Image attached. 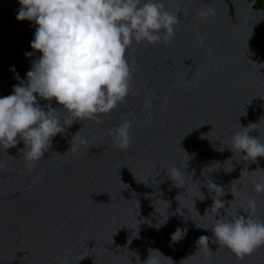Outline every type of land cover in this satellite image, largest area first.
Returning a JSON list of instances; mask_svg holds the SVG:
<instances>
[{
  "label": "water",
  "instance_id": "water-1",
  "mask_svg": "<svg viewBox=\"0 0 264 264\" xmlns=\"http://www.w3.org/2000/svg\"><path fill=\"white\" fill-rule=\"evenodd\" d=\"M256 2L164 0L167 10L179 7L175 38L135 46L126 103L103 123L65 127L31 172L23 141L0 149V264H144L150 250L162 254L153 253L159 264H264V248L241 261L211 240L208 248L197 243L213 236L218 215H243L249 199L264 220V195L255 191L264 173L253 172L264 170V157L252 163L230 149L241 126L256 124L250 135L264 140V10ZM209 7L207 20L199 18ZM19 8L0 0V98L27 81L41 55L31 48L37 26L18 21ZM125 118L132 146L121 151L108 132ZM81 129L88 145L76 141L70 151ZM173 167L182 187L170 179ZM208 179L232 201L219 214L209 209L217 193L204 187ZM177 228L186 230L178 242Z\"/></svg>",
  "mask_w": 264,
  "mask_h": 264
},
{
  "label": "clouds",
  "instance_id": "clouds-1",
  "mask_svg": "<svg viewBox=\"0 0 264 264\" xmlns=\"http://www.w3.org/2000/svg\"><path fill=\"white\" fill-rule=\"evenodd\" d=\"M18 2L20 8L16 19L31 21L37 26L31 48L41 55L32 61L26 74L27 81L14 85L11 95L0 98V149L7 153L8 149L23 141L24 148L20 151L31 172L45 158L52 139L62 134L65 127L77 121L103 123V116L127 102V97L133 92V73L136 70L135 61H130L128 56L135 52L136 45L142 43H170L179 24V7L175 12L167 10L164 0ZM211 13L209 7L198 17L206 21ZM25 55L31 57L32 53ZM41 101L48 103L42 106ZM53 101L60 107L53 108ZM151 104L152 99H146V107L150 108ZM132 124V120L125 118L109 130L113 147L127 151L132 146ZM255 125L241 126L230 141V149L235 155L239 153L244 161L252 163L264 157V140L250 135ZM82 129L75 134L70 151L76 150V141L79 146L87 147V139L80 135ZM4 167L6 165L0 164V168ZM168 172L170 179L182 187V183H177L182 180L179 170L173 167ZM253 172L264 173V170ZM243 176L244 171L241 178L231 185L242 181ZM42 179L43 172L34 177L33 183ZM204 187L217 193L212 197L213 204L209 208L213 213L219 214L228 203L231 206L232 201L220 198L225 195L223 188L211 179ZM255 191L264 195V177L255 184ZM231 194L234 197V193ZM256 208L255 200L249 199L246 207L241 206L243 215L241 212L231 216L218 215L211 229L213 236H200L198 245L208 248L211 240L229 249L241 261L264 248V220L254 217ZM185 232L177 228L172 240L178 242ZM154 252L160 253L150 250L144 264H159Z\"/></svg>",
  "mask_w": 264,
  "mask_h": 264
},
{
  "label": "trees",
  "instance_id": "trees-1",
  "mask_svg": "<svg viewBox=\"0 0 264 264\" xmlns=\"http://www.w3.org/2000/svg\"><path fill=\"white\" fill-rule=\"evenodd\" d=\"M256 8L264 10V0H257Z\"/></svg>",
  "mask_w": 264,
  "mask_h": 264
}]
</instances>
